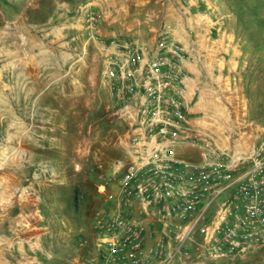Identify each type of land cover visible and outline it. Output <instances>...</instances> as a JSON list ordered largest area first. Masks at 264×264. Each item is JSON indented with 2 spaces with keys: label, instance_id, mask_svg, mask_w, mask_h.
Here are the masks:
<instances>
[{
  "label": "rangeland",
  "instance_id": "obj_1",
  "mask_svg": "<svg viewBox=\"0 0 264 264\" xmlns=\"http://www.w3.org/2000/svg\"><path fill=\"white\" fill-rule=\"evenodd\" d=\"M197 13L240 40L237 76L264 121V0H0V160L58 178L46 211L67 219L54 235L69 248L54 264H118L95 246L128 160V128L101 86L102 40H149ZM239 264H264V250Z\"/></svg>",
  "mask_w": 264,
  "mask_h": 264
},
{
  "label": "built area",
  "instance_id": "obj_2",
  "mask_svg": "<svg viewBox=\"0 0 264 264\" xmlns=\"http://www.w3.org/2000/svg\"><path fill=\"white\" fill-rule=\"evenodd\" d=\"M173 31L102 40L101 86L128 128V160L95 246L118 264H239L264 250V132L242 150L233 142L248 130L192 124L185 62L202 58ZM184 147L197 159L179 156Z\"/></svg>",
  "mask_w": 264,
  "mask_h": 264
},
{
  "label": "crops",
  "instance_id": "obj_3",
  "mask_svg": "<svg viewBox=\"0 0 264 264\" xmlns=\"http://www.w3.org/2000/svg\"><path fill=\"white\" fill-rule=\"evenodd\" d=\"M224 28V23L207 13H197L187 20H177L173 36L186 44L191 54L202 58L201 64L185 62L189 76L186 113L192 124L218 135L248 130L250 135L242 142H233L234 149L243 150L252 141L253 132L263 134L264 121L250 111L246 86L237 76L243 55L240 40L235 32ZM178 155L195 160L197 150L184 147ZM57 181L53 177L38 179L35 160H0V264L67 260L69 241L54 235L56 225L68 233L67 219L61 213L56 217L46 211Z\"/></svg>",
  "mask_w": 264,
  "mask_h": 264
},
{
  "label": "trees",
  "instance_id": "obj_4",
  "mask_svg": "<svg viewBox=\"0 0 264 264\" xmlns=\"http://www.w3.org/2000/svg\"><path fill=\"white\" fill-rule=\"evenodd\" d=\"M76 200H78V198H75V201H76ZM77 207H79V206H77Z\"/></svg>",
  "mask_w": 264,
  "mask_h": 264
}]
</instances>
